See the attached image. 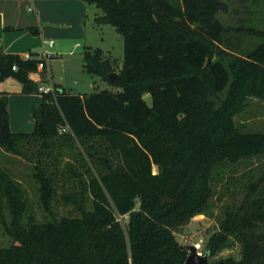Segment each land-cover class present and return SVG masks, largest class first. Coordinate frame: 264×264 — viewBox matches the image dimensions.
I'll use <instances>...</instances> for the list:
<instances>
[{
	"label": "trees",
	"instance_id": "trees-1",
	"mask_svg": "<svg viewBox=\"0 0 264 264\" xmlns=\"http://www.w3.org/2000/svg\"><path fill=\"white\" fill-rule=\"evenodd\" d=\"M83 1L124 40L119 69L96 48L85 52V70L119 89L40 93L30 77L38 53L0 51V83L13 78L43 96L30 133L12 132L2 97L0 147L32 164L39 205L53 217L38 220L26 190L0 169L12 240L0 246V264H184L189 251L175 231L209 210L215 181L239 187L202 254L213 264H264V132L235 123L249 98L264 99V27L235 29L259 39L244 51L217 18L227 0ZM57 206L70 213L56 218ZM234 239L241 259L216 258Z\"/></svg>",
	"mask_w": 264,
	"mask_h": 264
},
{
	"label": "rangeland",
	"instance_id": "rangeland-1",
	"mask_svg": "<svg viewBox=\"0 0 264 264\" xmlns=\"http://www.w3.org/2000/svg\"><path fill=\"white\" fill-rule=\"evenodd\" d=\"M173 1L178 2L181 0ZM95 12L102 14L101 10L95 6L89 8L87 17L88 30L93 35V38L99 42V45L105 49L106 56L115 61L117 69H119L124 61L123 37L119 34L116 27L110 24H97L94 19ZM217 18L226 27L231 28L230 36H228L229 40L237 45L239 44V39H241V49L248 51L259 42V39L252 36H239L235 29L252 25L264 27V0H227L226 9L220 10L217 13ZM78 57L79 55H65L63 57L64 60H51L50 63L53 74L64 78L68 86L67 92L85 94L97 92L101 89H119L109 82L103 83L98 76H92L90 73L80 70ZM76 58L78 61L75 64ZM70 60H73V62H70ZM71 64H73V67L70 66ZM74 80H77V85L74 84ZM146 99L150 104V95H147ZM235 123L244 132H264V99L249 98L247 107L236 115ZM248 165L256 167L258 160L253 159L252 163ZM249 166L240 165L237 168V174H245L249 170ZM0 169L7 171L26 190L38 220L46 221L53 218L39 205L38 185L32 177L33 166L28 160L9 153L0 147ZM154 170L158 171V168L154 166ZM238 187L239 185H228L226 181H215V190L209 210L193 217L187 224L176 229L175 235L178 241L186 246L196 245L199 247L198 251L202 252L208 235L219 229L220 221L225 215L226 206L231 204L236 198ZM70 210L69 206H57L54 208L55 217L60 218L62 215H67ZM122 222L125 224L127 217L122 218ZM10 244H12V240L5 233L0 216V246H9ZM225 257L241 259L242 245L238 240L234 239L231 245L223 249L216 258Z\"/></svg>",
	"mask_w": 264,
	"mask_h": 264
},
{
	"label": "crops",
	"instance_id": "crops-1",
	"mask_svg": "<svg viewBox=\"0 0 264 264\" xmlns=\"http://www.w3.org/2000/svg\"><path fill=\"white\" fill-rule=\"evenodd\" d=\"M90 7L92 5L83 0H0V51L26 56L39 53L44 41H53L52 46L46 45L52 57L48 63L50 77H46L45 83H52L67 91L64 78L57 77L51 71V60L61 61L65 55H79V61L76 58L74 62L76 64L78 61L80 70L86 71L84 54L87 49L99 48L105 53V49L88 30ZM97 15L98 12H95L94 19ZM70 66L73 67V64ZM41 72H33L30 77L40 83ZM74 84H78L77 80H74ZM22 88L13 78L0 83V100L4 96L8 99L10 128L14 133H30L34 130L33 108L43 100L40 93L26 94Z\"/></svg>",
	"mask_w": 264,
	"mask_h": 264
},
{
	"label": "built area",
	"instance_id": "built-area-1",
	"mask_svg": "<svg viewBox=\"0 0 264 264\" xmlns=\"http://www.w3.org/2000/svg\"><path fill=\"white\" fill-rule=\"evenodd\" d=\"M49 44L50 46L53 45V41H44V46L43 48L39 51L38 55L41 59V61L38 63V71H43V70H46V74H47V78L50 77V71H49V67H48V63H49V60L51 59L52 57V53H50L46 47V45ZM31 55L30 54H27L25 56V58H30ZM13 69H16V66H13ZM37 71V72H38ZM39 92L40 93H51L54 95V97H56L57 95V89L56 87L52 84V83H42L40 81V84H39ZM122 216H120V219L122 220ZM199 247L197 246V249ZM202 253V252H200Z\"/></svg>",
	"mask_w": 264,
	"mask_h": 264
},
{
	"label": "water",
	"instance_id": "water-1",
	"mask_svg": "<svg viewBox=\"0 0 264 264\" xmlns=\"http://www.w3.org/2000/svg\"><path fill=\"white\" fill-rule=\"evenodd\" d=\"M117 72L109 73V78L112 83H115ZM189 254L184 264H213L211 258L208 255H203L197 249L196 245L187 246Z\"/></svg>",
	"mask_w": 264,
	"mask_h": 264
}]
</instances>
